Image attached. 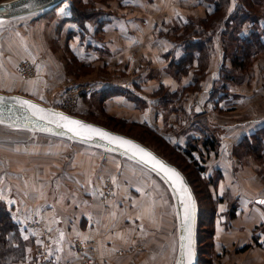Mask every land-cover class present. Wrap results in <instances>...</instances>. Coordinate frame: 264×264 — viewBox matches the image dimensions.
<instances>
[{"label": "rangeland", "instance_id": "obj_1", "mask_svg": "<svg viewBox=\"0 0 264 264\" xmlns=\"http://www.w3.org/2000/svg\"><path fill=\"white\" fill-rule=\"evenodd\" d=\"M197 1L200 6H198ZM185 2L186 0H120L119 2L117 0H73L72 3L76 10L74 14H71L72 12L68 7V4H66L65 13H61L62 11L60 10H54L51 14H49V12L37 18L25 16L1 21L0 91L19 92L32 96L33 94H37L34 93V88L43 87L46 91V95L43 97H47L57 91L53 87L61 88L70 82L100 84V86L92 87L88 91L86 94L87 98L83 97L82 99L84 103L75 106L73 113L137 138L143 143L149 145L167 160L177 166L179 165L181 170H184L182 171L186 174L196 193L199 214L201 213L198 227V249L199 256L201 257L199 264H264V259L262 262L259 260L257 262V259H255L257 257V252L254 250L249 249L248 251L243 252L242 255L239 253L234 254L235 247L239 242L238 239L233 240L234 233L236 234V229L232 226H228L227 221L226 223H223L224 214H220L217 210L218 203L222 202L223 199H221L222 196L219 197L215 185L213 184V178L209 176H217V172L214 168L215 166L211 168L208 166L205 167V178L206 176L210 177L208 183L207 180L198 178L195 167L191 164V160L183 153V149H181L186 147V143L181 145L180 143L178 144L177 141H173L174 137H177L176 135H185L184 132H181V134L180 132L177 134L174 133L176 130H174L173 124H176V127H180L182 128L181 131H184L188 127L185 125L187 119L191 118L192 115L197 116L201 113L202 109L209 110L208 112H213V115L216 114V116H221L223 113L221 112L223 107L218 103V100L221 98L218 95L220 94L219 85L221 83L222 74L220 75L219 72L216 71L213 79L210 78L211 72L216 70L215 68L218 64V57H223V71H231L229 74L233 77L231 83L232 88L235 84L237 90L242 91H239V94L241 92L242 102L248 97L245 94V91L251 87L252 81L254 80L256 82L260 77L264 79V68L261 66V58H264V50H255L254 47H250V52L252 54H249L248 51L245 53V50L243 49L244 44L240 41L242 38L240 35L241 31L234 36L236 39L234 40L233 38L230 43L229 41H226L225 44H219L220 47L215 44L214 49L209 56L212 60L210 61L208 58L205 62L202 60V63L200 64V68H203L202 72L204 73V76L201 78L199 88L197 90L191 89L187 92L185 90L188 89H181V87L176 89L178 90V95H181L182 92H184V94L183 96H175L174 100L179 101V103L174 105L173 102H171L169 105L178 106L179 104H182V107L185 109H183L184 113H177L176 120L171 126L169 125L171 122L169 121V111L161 106V102L156 104V108L162 115V118L159 121L161 123L156 124L153 122V124L150 125L146 121L141 122L132 120V118L129 117V111H125L123 106L113 109L109 105H105L103 102L104 97L102 98L101 96V91L94 90L95 88L105 86L103 83L106 81L120 83L123 81L126 82L129 78L132 80L138 72L142 74V68L149 66V63L147 57H142L141 55L136 54L134 57H128V60L125 61L123 59V51L121 48L114 49V54L112 52L109 56L105 55V52L103 51L95 50L90 43L93 42L94 44V39L101 36L102 33L99 31L96 32V35L91 34V28L95 26L96 23L95 21L90 23L88 19H86L88 16H94L95 14H97V16H106L111 12L124 15L125 11H127L124 9L125 6L128 3H133L134 6L136 3L137 6H135V8L133 7L134 10H131L126 14H135L136 16L137 14L152 15L154 20H162L163 31L169 30L166 36H171L175 33H178L179 35L181 34L182 36L184 35L182 33H187L189 29L185 25L182 26L183 23H179L176 18L171 17L172 15L175 13L180 14V9L182 12L183 9L189 10L190 12H188L187 15L183 12L187 17L185 21L193 22L194 26L204 29L202 19L209 18V20H212L215 15L218 14L212 13V7L218 3L225 6L227 1L196 0L195 5L192 8L189 2H187V5H184ZM142 3L145 6V9L138 7ZM202 3H204V6ZM206 3H209V7ZM237 3L240 8H247L250 12L255 11L256 14L254 17H262L264 20V0H238ZM232 5V2L228 3V8ZM209 10L211 11L208 12ZM63 15H68L73 22H71V20L66 21V24L63 23L62 25L61 17ZM219 15H221V13ZM228 21L230 22L228 26L231 27L227 28L226 24L222 25L223 32L219 34V40H221L223 34H225V39L228 40L229 38V32L232 29L233 22L230 20ZM248 24V22L244 23L242 30H245L244 33L246 34L243 36H247L250 32L246 30ZM98 30L99 29L96 31ZM103 35L101 36L102 39L104 37L105 39L111 37V35ZM224 45H226L227 49L223 52V50H225ZM219 48H221L220 52L218 50ZM181 50V53L185 52L183 45H181ZM181 53L178 55L180 56ZM178 55L173 56V58L177 59ZM236 56L241 58V60L244 59L243 62H245V65L248 67L246 71L243 72L240 68L233 66L232 60ZM202 57H205L204 53H202L201 58ZM23 58L31 59L37 64V74L35 76L23 78L17 73L16 68L18 62ZM78 58L79 62L77 60ZM80 61L85 62V64ZM228 63L230 65H228ZM172 68V64H169V66H167L166 74L170 73L174 79L182 75V73L186 74L187 77H184L185 79L192 78V76L195 77L198 70L193 67L194 69L191 68L184 72L185 70H182V66L180 65L174 67V69ZM176 68H180V72ZM174 71L178 73L174 74ZM202 72H200V74H202ZM242 72L247 74V76L240 77ZM155 77H157V75ZM157 80L158 78H156L155 82H157ZM245 82H249L247 87L241 89L240 86ZM144 83L147 84L146 81ZM31 86L32 89H30ZM152 88L153 87L148 85L144 90L141 89L140 91L152 95ZM167 90L170 92L168 88L163 86L162 88L160 87V90L153 92V94L156 95V93L159 94L162 91L163 94L157 96H160V98L163 99L167 96L164 93ZM177 98L180 99L176 100ZM242 103L248 104V101L244 100ZM187 104H192L193 107L191 110H193L194 113H190V111L187 113ZM189 113L191 117L188 116ZM244 116L245 113L243 111V117ZM143 123L147 125H144ZM183 125L184 127H182ZM160 129H163V132ZM3 130L5 129L0 128V139L3 140L2 145H0V157L2 159L6 160V155L11 158L16 157L15 154L9 155L1 152V150L4 149L1 146L9 147L8 145H4L6 142L12 143L11 140L21 139V143L32 145L30 139L35 136V133H31V138H29V135L25 136L20 133L11 134ZM168 131L172 132L171 136L165 134L171 133ZM28 138L29 140H27ZM198 144L201 145V140L198 141ZM8 152L11 153L10 151ZM236 154L239 157L243 155L244 158H242V160L251 158L250 156L258 157L257 153L250 148H242V150L236 152ZM81 155L82 158L77 159L78 164L75 169L66 168V171H64L62 170V167H59V173L61 174L69 173L70 175L76 174L78 176L76 177V182L69 181L68 184L65 181L48 183L46 179L48 178V175L46 176L47 172L42 171L40 166L47 164L49 156L33 155L30 157V166L27 165L16 169L9 167L10 164L6 163L7 167L5 166V168H2V173L12 175L18 180L15 176L16 173H11L10 170H22V172L20 171L21 175H25L22 176V179L36 178L35 190L38 194L33 198H39L42 193L49 192L50 190L51 192L57 191L58 193L70 192L72 191L74 184L76 189L80 190V192L87 190L94 193L95 196L98 197V200L96 201L95 199V202L94 200H91V203L88 204L90 205L91 210H95V214L99 215L96 218L97 226H100L98 229L100 230L99 235L107 237L116 244V247L114 246L115 252H113L115 260L118 258L117 255H125L127 257V259L119 261L118 264H166L163 262L168 261L170 254L172 253V249H168L166 246L171 242L174 224L171 199L164 183L158 178L156 179L154 174L148 169L131 161H120L113 157V161H104L105 164L103 167L101 166L102 161L97 162L95 166H93L92 172H97L99 175L97 184L90 186L87 184L89 182L88 177L90 172L86 169H88L91 160L86 159L84 154ZM199 155V152H194L195 158L201 162V157ZM243 161V163H246V160ZM243 169L244 173H247V168L243 167ZM66 178H68V176H66ZM69 178H71V176ZM79 180H81V182H79ZM83 184L85 185V188H83ZM65 193L62 198L66 197ZM116 194L117 198L115 196ZM121 194H123L124 198H121ZM133 195L135 199L131 201L132 203H136V200H139L140 202L142 200L143 202L147 200L150 202V206L146 207V212L145 208H128L127 213L130 215L128 216L123 214L121 208H118V206L124 205L125 208L129 206V200H131V196ZM117 201H119V204ZM109 203L111 205L112 203H115V205L111 206ZM0 204L2 203L0 202ZM100 205H102V207ZM2 206L4 205L2 204ZM141 211L143 212V215L141 214ZM113 213L115 214L113 215ZM150 213L155 215V219L151 218ZM137 217H140L141 220L143 219L141 225L145 226L146 230H149V232H145L142 229L140 230L141 226L139 227V224L134 220ZM224 224H226L225 229ZM103 232L106 233V235L102 234ZM237 235L241 234L238 232ZM229 241H232V243L228 244ZM96 244L97 240H92L88 246L92 245L96 248ZM225 244L228 246L224 247ZM88 250L90 251L91 248ZM90 253L91 255H95L92 251H90Z\"/></svg>", "mask_w": 264, "mask_h": 264}, {"label": "crops", "instance_id": "obj_2", "mask_svg": "<svg viewBox=\"0 0 264 264\" xmlns=\"http://www.w3.org/2000/svg\"><path fill=\"white\" fill-rule=\"evenodd\" d=\"M117 1L119 2L120 0ZM187 2L190 3L192 8L194 7L196 0H186L184 5H187ZM68 3L69 2H63L61 5L59 4L56 6L54 10H60L62 11L61 13H65L66 4ZM197 3L198 6H200L198 1ZM206 4L209 7V3ZM202 5L204 6V3H202ZM135 6H137L136 3L134 6L133 3H128L124 8L127 10L124 15L111 12L106 16H97V14H95L96 16H88L86 19H88L90 23L95 21L97 24V26L95 24V26L91 28V34L96 35V32L101 31V36L103 34V36H105V34L111 35V37H107L106 39L105 37L102 39L101 36H98V38L94 39V44L93 42L90 44L95 50L105 52V55L107 56H109L114 49L121 48L123 51V59L125 61L128 60V57H134L135 54L147 57L149 66L142 68L143 73L141 74L138 72L132 80L129 78L126 82L123 81L120 83L106 81L103 83L105 86L95 88L94 90L101 91V96L102 98L104 97L103 102L105 105H109L113 109L123 106L125 111H129V117H131L132 120L141 122L146 121L150 125H152L153 122L160 124L161 122L159 121L162 118V115L156 108V104L161 102V98L160 96H157L160 94L156 93V95H154L153 92L160 90V87L163 86L170 90V92L168 90L166 92H178L176 89L178 87L184 89L185 86L191 82L192 78L185 79L184 77L187 76L184 74L174 79L170 73L166 74L167 66H169V64L171 65V60H176L173 56H177L182 52V44L175 40V36L178 35V33L166 36L169 30L163 31L162 20L156 21L152 15H138L136 13V16L135 14H126L127 12L134 10L133 7L135 8ZM138 7L145 9L143 3ZM214 7L215 6L212 7V10H214ZM54 10L52 9L49 11L50 13H48L51 14ZM210 11L211 10L208 12ZM183 12L187 15L190 11L183 9ZM183 12L180 9V14L175 13L171 16L176 18L179 23H183L182 26L188 23V21H185L187 17ZM70 20L71 19L68 15H63L61 17L62 25ZM71 22L73 21L71 20ZM247 22L249 23L246 28L248 32L251 31L254 25H258L261 28V34L264 36V20L262 17L256 16L249 21L247 20L245 23ZM243 26L244 24L239 30L241 31V36L246 34L244 33L245 30H242ZM97 29L99 30L96 31ZM217 46L219 45L217 44ZM220 49L221 48L218 49L219 52ZM183 54L184 52L181 53L180 56ZM180 56L178 55V58ZM220 58L218 57V64L215 68L216 70L211 72L210 78L212 79L215 76L216 71L219 72L220 75L222 74L223 70L221 71V68H223L224 63L222 59L223 57L220 56ZM77 60L79 62V58ZM211 60L212 59H210V61ZM80 62L85 64L83 61ZM228 65L230 64L228 63ZM261 66L264 68V58H261ZM172 69H174V67ZM174 74H176L175 71ZM156 75L157 77H155ZM241 76H247V74L242 72V74H240V77ZM156 78H158L157 82H155ZM263 80L264 79L261 77L256 80V82L253 80L251 87L245 91V94L248 97L244 100H247L248 104H243L242 102L244 100L241 102L242 91L239 90L241 91L239 94L237 86L234 84L232 88V81H228L226 83V89L222 90L218 95L221 97L220 100H218V103L223 107L221 109V112H223L221 116H216V114L213 115V112H208L209 110L202 109L201 113L197 116L192 115L191 117L190 113H194V111L191 110L193 106L192 104H187L186 110L187 113L190 111L188 116L191 118H188L185 122V125L188 127L184 131H181L182 128L176 127V124H173L176 120L177 112H169V121H171L169 125H174V130H176L174 133L177 134L180 132L181 134V132H184L185 134L180 136L176 135L177 137H174V140L170 138L173 141H177L178 144L180 143L182 145L186 143L187 138L189 137L197 138L203 132H208L210 135L213 134L215 136V149H210L209 152L202 149V160L206 167L208 166L211 168L215 166L214 168L217 172L216 177L209 175L213 178V184L215 185L219 197L222 196L221 199H223L222 202L218 203L217 210L220 214H224L223 223H226L227 221L228 226H232L236 229V234L234 233L233 240L238 239L239 242L235 247L234 254L239 253L242 255L243 252H246L249 249L254 250L257 252V257L255 258L257 259V262L258 260L262 262L264 259V204L260 203V201L264 200V136H261L259 140L250 144V149L256 152L258 157L250 156L251 158L243 159L246 160V163H243V155L239 157L236 152L242 150L243 146L240 142L244 136L257 134L259 132L262 133L261 135H264ZM145 81L147 84L144 83ZM248 83L245 82L242 84L240 86L241 89L243 87L246 88ZM86 85H89L90 89L92 87L100 86V84L97 83ZM148 85L153 87L151 90L152 95L140 91L141 89L144 90ZM53 88L62 91L61 89L63 87ZM30 89H32V86ZM34 90V93L37 94H33L31 97L42 102H45L47 97H52V94L43 97L46 95V91L43 87L34 88ZM87 93L88 92L82 94L78 99V104L76 103V106L84 103L82 99L83 97L87 98ZM243 111L245 113L244 117ZM182 127H184V125ZM160 130L162 131L163 129ZM165 134L171 136L172 132L170 134ZM33 137L36 138L34 139L35 142L32 141V145L18 143L15 144V147L11 148L1 146L4 148L1 150L2 153L9 155L15 154L16 157L11 158L6 155V160L2 158L0 159V201L3 202L12 222L17 226L21 238L30 242L24 257L17 260L15 264H35V260L29 254L34 242V236L24 225V222L32 216H37L42 229L52 231L53 239L50 250L63 264H118L119 261L127 259L125 255H117L118 258L115 260L113 252H115L114 246L116 247V244L107 237L99 235L100 230L98 229L100 226H97L96 222V218L99 215L95 214V210H91V207L88 204L91 203V200H94V202L95 199L96 201L98 200V197H96L94 193L87 190L80 192V190L76 189L74 184L72 191L70 192L58 193L57 191L51 192L50 190L49 192L42 193L39 198H33L38 194L35 190L36 178L22 179V176H25L21 175L20 171L22 172V170H10L11 173H16L15 176L18 180L12 175L2 173V168H5L6 163L10 164L9 167L16 169L18 167L29 165L31 156L43 155L49 156L47 164L40 166L42 171L47 172L46 176L48 175V178L46 179L48 183L65 181L68 184L69 181L76 182V177L78 176L76 174L70 175L69 173L61 174L59 173V167H62V170L64 171H66V168L75 169L78 164L77 159H81V154H84L86 159L91 160L88 169H86L90 172L88 177L89 182L87 184L93 186L97 184L99 175L97 172H92L93 166H95L97 162L102 161L101 166L103 167L106 161H113L114 158L111 156L101 157V154L95 150L91 151L88 147L83 148V146H80L79 144H70L69 142L54 137L45 135H35ZM32 146L34 149L31 148ZM243 167L247 168V173H244ZM66 176H68V178H66ZM70 176L71 178H69ZM79 182H81V180H79ZM83 188H85L84 184ZM64 193L66 197L62 198ZM115 196L117 198V194ZM121 198H124L123 194H121ZM134 199V195L131 196L129 206L126 208L124 205L118 206V208H121L123 214L130 216L127 213V209H136V207L141 209L145 208L146 212V207L150 206V202L147 200L145 202H143V200L141 202L136 200V203H132L131 201ZM118 202L119 201H117V203ZM112 205H115V203H112ZM100 206L102 207V205ZM114 214L115 213H113V215ZM141 214L143 215L142 211ZM150 215L152 219H155L153 213H150ZM134 220L139 224V227H142H140V230L142 229L145 232H149V230H146L145 226L141 225L143 219L141 220L140 217H137ZM225 227L226 224H224V229ZM238 232L241 235H237ZM102 234L106 235L104 232ZM24 237H27V239ZM75 239L79 240V245L75 244ZM92 240H97L96 248L92 245L88 246ZM231 243L232 241H229L228 244ZM227 246L228 245L226 244L224 245V247ZM90 248V251L94 252L95 255H91L88 250ZM89 257H92V262H87L85 259Z\"/></svg>", "mask_w": 264, "mask_h": 264}, {"label": "water", "instance_id": "obj_3", "mask_svg": "<svg viewBox=\"0 0 264 264\" xmlns=\"http://www.w3.org/2000/svg\"><path fill=\"white\" fill-rule=\"evenodd\" d=\"M63 2L70 3L71 0H0V22L25 16L37 18L48 13ZM59 96L60 90H57L52 93V97H47L46 101L42 102L19 92L0 91V121H2L0 122V128L5 129L3 131L11 134L20 133L25 136H30L31 133H35L37 136L45 135L69 142L70 144H79L83 148L88 147L91 151H97L101 154V157L111 156L120 161H131L151 171L156 179L158 178L164 183L173 209L174 226L172 239L169 245L166 246L168 249H172V253L170 254L169 260L163 263L199 264V205L196 193L186 174L176 164L167 160L149 145L137 138L62 109L58 105ZM22 101H28L29 104H22ZM34 112L36 115H33ZM41 116H44L45 119H41ZM62 116L80 121L82 124L100 128L113 136L123 137L133 141L134 144L145 149L147 153H151L164 165L178 172L183 180V186L186 187L187 191H178L181 185L174 180H169L168 176L171 174L161 172L159 166L154 169L152 164L141 162L140 155L142 154H134L138 153L137 149L127 145L120 146L119 142H110L107 139L97 136H93L91 140L83 136H77L73 132H70L68 127L63 126L67 124V121L63 120ZM35 138L32 137L30 139L31 142H35ZM11 142H6L9 148L15 147V144L21 143L22 140L14 139ZM2 143L3 140L0 139V145ZM145 159L147 160L148 157H145ZM186 205L190 206V214L187 218L185 217ZM189 252L191 253L190 256Z\"/></svg>", "mask_w": 264, "mask_h": 264}, {"label": "trees", "instance_id": "obj_4", "mask_svg": "<svg viewBox=\"0 0 264 264\" xmlns=\"http://www.w3.org/2000/svg\"><path fill=\"white\" fill-rule=\"evenodd\" d=\"M223 1H227L225 6L218 3L214 7L212 13L213 14L218 13L216 14L217 16L215 15V17L212 20H209V18L202 19L204 29H200L194 26L193 22H188L185 25L189 29L187 33L184 32L182 33L184 34L182 36L181 34L175 36L176 41L181 43L183 46H185L184 47L185 52L178 59L171 60L172 66L177 67L178 65H180L182 66V70H185L184 72H186L187 70L193 67L198 69L197 73L195 74L196 76L195 77L192 76L191 82L185 86L184 89H188L185 90L186 92L191 89L197 90L199 88V84L201 83V78L204 76V73L202 72L203 68L202 67L200 68V64L202 63V60H204L205 62L206 59L207 60L208 58L210 59L209 56L211 54V51L214 49V45L215 44L221 45V43L225 44L226 41H229L230 43V41L234 38V36L239 32L242 25L247 20L249 21L252 18H254V15L256 14L255 11L250 12L247 8H240V6L237 3L238 0H223ZM72 2L73 0H71V2L68 3V7L72 12L71 14H74L76 10ZM230 2H232L233 5L228 8V3ZM220 13L221 15H219ZM228 20L233 22L232 29L229 32V38L228 40L225 39V34H223L221 40H219V34L223 32L222 25L226 24L227 28L231 27L228 26L230 23ZM261 32H262L261 28L258 25H254L246 37L241 36L242 38L240 39V41L243 42L244 44L243 49L245 50V53L248 51L249 54H252L250 52L251 51L250 47L251 48L254 47L255 50L256 49L264 50V36L261 34ZM235 39L236 38H234V40ZM219 41L220 43H218ZM224 47L225 50L223 51H226L227 49L226 45H224ZM202 53L205 54V57L201 58ZM243 60H241V58H238V56H236L232 60V64L234 67L240 68L244 72L248 69V67L247 65H245V62H243ZM176 69H178L180 72V68H176ZM222 70L223 69L221 68V71ZM200 72H202V74H200ZM229 72L231 71L228 72H226V70L222 71L221 83L219 85L220 92L226 89V83L228 81L233 80V77L232 75L229 74ZM182 75L184 74L182 73ZM164 93L167 96L165 95L166 97L161 99V106H163L164 109H167L169 112L176 111L178 114L184 113L182 104H179L178 106H174L177 104V102H179L174 100L175 96H183L184 92H182L181 95H178L177 92H171V93L164 92ZM159 94L161 95L163 94V92L161 91ZM179 99L180 98H177L176 100ZM171 102H173L174 104L173 106L169 105ZM261 134L262 133L259 132L257 134H250L244 136L240 142L241 145L243 146L242 148H247V149L251 148L250 144L252 142L257 141L261 136H264ZM199 140H201V145L198 144ZM185 146H186L185 148H181V147L180 148L183 149V153L187 155V157L191 160V164L195 167V171L197 173L198 178L207 180L208 183L210 181V177L206 176L205 178L206 166L204 164V161L202 160L203 159L202 149H204L207 152H209L210 149H215L214 148L216 146L215 136L213 134L210 135L208 132H203L197 138L195 137L187 138ZM194 152H199L200 154L199 156L201 157L200 158L201 162H199L198 159L195 158ZM178 167L181 168L179 165ZM1 203L3 204V202ZM2 204H0V264H15L17 260L24 257L30 242L21 238V236L19 235V231L17 230V226L12 222L7 209L5 208V206H2ZM200 214H199V222L201 219Z\"/></svg>", "mask_w": 264, "mask_h": 264}, {"label": "built area", "instance_id": "obj_5", "mask_svg": "<svg viewBox=\"0 0 264 264\" xmlns=\"http://www.w3.org/2000/svg\"><path fill=\"white\" fill-rule=\"evenodd\" d=\"M17 73L23 77H32L37 74V64L28 58H23L18 62ZM89 85L81 83H68L62 88L59 96L58 105L62 109L73 113L78 99L83 93L88 92ZM26 228L34 236V243L30 252V256L35 260V264H63L59 258L50 250L52 244L53 233L51 230L42 229L37 216H32L24 222ZM75 244H80L75 239ZM87 262H92V257L85 258Z\"/></svg>", "mask_w": 264, "mask_h": 264}, {"label": "snow or ice", "instance_id": "obj_6", "mask_svg": "<svg viewBox=\"0 0 264 264\" xmlns=\"http://www.w3.org/2000/svg\"><path fill=\"white\" fill-rule=\"evenodd\" d=\"M22 104H29L28 101H22ZM35 107V106H32ZM33 115H36V113L34 112ZM41 119H45L44 116L40 117ZM62 119L67 121L66 125H63L64 127H68V130L70 132H73L75 135L77 136H83L84 138L91 140L93 138V136H97L103 139H107L110 142H119L120 146H131V148L137 149L138 153H134V154H142L140 155V159L141 162L144 163H150L152 164L153 168L155 169L157 166H159V170L161 172L164 173H170L171 175L168 176L169 180H174L175 182H177L178 184L181 185V187L178 189V191L180 192H186L187 189L186 187L183 186V180L180 177L179 173L176 172L174 169H171L169 167H167L166 165H164L161 161H159L155 156H153L151 153H147L145 149H143L142 147H140L139 145L134 144L133 141L131 140H127L123 137H117V136H113L112 134L100 129V128H96L92 125H86V124H82V122L77 121V120H73L69 117L66 116H62ZM2 122V121H0ZM60 126V125H58ZM145 157H148V159L146 160ZM154 162V163H153ZM261 204H264V200L260 201ZM190 214V206L186 205L185 206V217L187 218V216ZM25 239H27V237H24ZM191 255V253L189 252V256Z\"/></svg>", "mask_w": 264, "mask_h": 264}]
</instances>
